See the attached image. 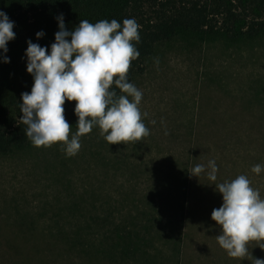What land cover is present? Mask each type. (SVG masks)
Returning <instances> with one entry per match:
<instances>
[{
  "label": "rangeland",
  "instance_id": "1",
  "mask_svg": "<svg viewBox=\"0 0 264 264\" xmlns=\"http://www.w3.org/2000/svg\"><path fill=\"white\" fill-rule=\"evenodd\" d=\"M44 1L1 0L0 11L29 23ZM39 31L41 38L24 40L0 62L1 86L31 82L26 41L47 48L58 28L44 23ZM131 83L147 114L149 135L140 141L109 145L93 127L75 156L30 140L0 154V264H107L111 244L115 264L264 260L257 246L264 241H250L243 258L229 257L210 218L222 204L214 183L245 175L264 198V171H251L264 167V33L239 40L178 34L152 48ZM69 125L71 136L76 122ZM209 160L215 182L190 176Z\"/></svg>",
  "mask_w": 264,
  "mask_h": 264
},
{
  "label": "clouds",
  "instance_id": "2",
  "mask_svg": "<svg viewBox=\"0 0 264 264\" xmlns=\"http://www.w3.org/2000/svg\"><path fill=\"white\" fill-rule=\"evenodd\" d=\"M56 19L58 31L50 46L26 41V71L33 84L30 92L21 93L19 110L26 126L24 135L31 144L37 148L61 144L71 157L81 147L80 137L93 127L100 129L109 145L138 142L148 136L142 119L147 114L139 108L142 92L127 77L131 62L139 56L135 19L80 20L72 30H66L63 14ZM13 28L14 22L0 11V62H9L7 43L15 38ZM35 35L39 39L44 33ZM66 100L76 102L77 131L71 136L64 117ZM217 171L215 161L209 160L207 166L198 164L189 174L197 178L206 173L215 182ZM251 171L259 175L264 167L256 164ZM214 186L222 197L221 206L210 217L219 228L218 245L229 257L243 258L250 241H264V198L245 175ZM257 246L264 249V244ZM255 264H264V260L256 259Z\"/></svg>",
  "mask_w": 264,
  "mask_h": 264
},
{
  "label": "trees",
  "instance_id": "3",
  "mask_svg": "<svg viewBox=\"0 0 264 264\" xmlns=\"http://www.w3.org/2000/svg\"><path fill=\"white\" fill-rule=\"evenodd\" d=\"M41 7H32L35 12L32 22L12 19L15 38L7 43L6 55L16 51L24 40L33 38L44 23L52 29L58 28L56 17L60 14H63L65 27L78 25L80 20L95 23L102 19L122 22L134 18L139 25L140 41L135 44L139 56L131 62L127 73L130 83L135 76L144 73L145 60L152 48L178 34L239 40L253 39L264 33V0H46ZM32 84L33 79L28 84L9 88L0 85V154L22 148L29 141L24 135L26 126L20 121L19 104L21 93L30 92ZM116 91L119 94V89ZM75 103L66 100L63 105L69 124L77 121L73 113ZM112 246L105 251L107 264H115L111 260Z\"/></svg>",
  "mask_w": 264,
  "mask_h": 264
}]
</instances>
